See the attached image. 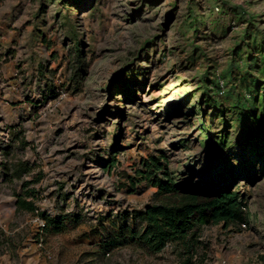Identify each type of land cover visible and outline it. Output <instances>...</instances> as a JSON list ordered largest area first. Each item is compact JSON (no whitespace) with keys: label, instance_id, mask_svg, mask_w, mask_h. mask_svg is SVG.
Instances as JSON below:
<instances>
[{"label":"rangeland","instance_id":"1","mask_svg":"<svg viewBox=\"0 0 264 264\" xmlns=\"http://www.w3.org/2000/svg\"><path fill=\"white\" fill-rule=\"evenodd\" d=\"M160 180L250 213L192 264H264V0H0V264H183Z\"/></svg>","mask_w":264,"mask_h":264},{"label":"trees","instance_id":"2","mask_svg":"<svg viewBox=\"0 0 264 264\" xmlns=\"http://www.w3.org/2000/svg\"><path fill=\"white\" fill-rule=\"evenodd\" d=\"M155 187L158 188L157 201L141 216L144 232L133 234L150 254H159L172 246L185 259L183 264H192L201 246L199 234L203 226L249 224L248 208L236 193L201 195L181 192L170 180L157 181ZM16 206L18 211H36L34 202L23 198H19Z\"/></svg>","mask_w":264,"mask_h":264}]
</instances>
